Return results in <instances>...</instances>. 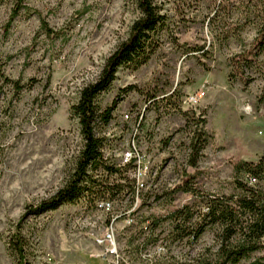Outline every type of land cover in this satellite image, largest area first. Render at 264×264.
Instances as JSON below:
<instances>
[{
    "label": "rangeland",
    "instance_id": "374dc122",
    "mask_svg": "<svg viewBox=\"0 0 264 264\" xmlns=\"http://www.w3.org/2000/svg\"><path fill=\"white\" fill-rule=\"evenodd\" d=\"M152 1L165 17L157 48L136 69L117 68L95 99L100 110L112 107L98 132L106 161L133 159L145 173L98 170L96 177L121 185L114 198L39 215L27 208L64 184L81 145L69 107L138 10L134 0H24L37 12L7 23L12 3H0V264L16 262L8 244L16 230L28 264H164L215 248L213 229L190 244L172 240L168 219L151 223L190 200L188 192H168L182 174L202 193H234L232 181L244 180L237 163L264 155V0H224L222 11L219 0ZM42 20L58 38L42 32ZM9 81L23 86L15 92ZM200 91L194 106L182 102ZM195 128L206 141L191 165ZM256 185L264 189V179Z\"/></svg>",
    "mask_w": 264,
    "mask_h": 264
},
{
    "label": "trees",
    "instance_id": "16d2710c",
    "mask_svg": "<svg viewBox=\"0 0 264 264\" xmlns=\"http://www.w3.org/2000/svg\"><path fill=\"white\" fill-rule=\"evenodd\" d=\"M11 1L7 23L20 11L26 16L36 13L24 4V0H0V3ZM138 16L132 21L127 37L121 41L107 56L96 77L90 83L82 86L75 103L69 107V113L76 118L81 139V145L75 158L73 168L64 184L50 197L27 208V214L39 215L54 210L61 204H72L82 199L94 203L95 200H110L120 191L119 183L109 182L96 177V171L106 175L117 174L121 178V170L134 167L132 160L121 166L107 162L102 154L103 137L98 132L108 124L111 116V106L98 109L95 99L105 91L115 79L119 67L136 69L143 65L153 54L158 45L157 30L164 25V15L152 0H134ZM227 4L219 0L215 10H226ZM8 25V24H6ZM42 32L49 38H58V31L49 28L43 20L39 25ZM264 34L261 36L262 40ZM261 43V41H259ZM201 50V47H193ZM4 80L5 77L3 78ZM15 92L23 85L18 81H9ZM132 87H127L129 89ZM125 90V89H124ZM206 141L200 128L192 130L189 139V163L194 164L200 149ZM236 172L244 175V180L234 179L236 190L229 194L202 193L191 184L193 176L182 174L168 192H188L190 200L182 206L173 209L165 217L153 220L155 227L161 220H169V234L172 240L185 239L194 243L207 229H213L215 248H205L203 251L186 260H172L164 264H235L242 259L258 252V258L249 264H262L264 259V189L257 181L264 179V155L254 161H241L235 166ZM253 179V182L250 180ZM8 244L16 256L15 264H28L24 249V239L18 230L13 234Z\"/></svg>",
    "mask_w": 264,
    "mask_h": 264
},
{
    "label": "built area",
    "instance_id": "2783aa9c",
    "mask_svg": "<svg viewBox=\"0 0 264 264\" xmlns=\"http://www.w3.org/2000/svg\"><path fill=\"white\" fill-rule=\"evenodd\" d=\"M202 95H203V92H202V91H200V92H198V93H195V94H189V95L187 94V95L183 98V101H182V102H183L185 105H188V106H194V105L197 103V101L199 100V98H200ZM124 117L127 118L128 115H124ZM139 119H140V116H139ZM138 125H139V121H138V123L135 124L134 129H136V128L138 127ZM128 155H129V154H127V157H128ZM134 167L138 169V170L136 169L138 174H144L145 171H146V169H147V166H145V165H141V166H140V164L137 165L136 163H134ZM134 167H133V168H134ZM250 182H253V179H251ZM136 183H137V182H136ZM140 185H141V184H140Z\"/></svg>",
    "mask_w": 264,
    "mask_h": 264
}]
</instances>
